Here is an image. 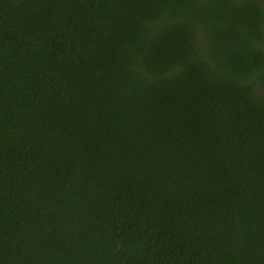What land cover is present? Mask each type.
Segmentation results:
<instances>
[{
    "label": "trees",
    "instance_id": "1",
    "mask_svg": "<svg viewBox=\"0 0 264 264\" xmlns=\"http://www.w3.org/2000/svg\"><path fill=\"white\" fill-rule=\"evenodd\" d=\"M0 264H264V0H0Z\"/></svg>",
    "mask_w": 264,
    "mask_h": 264
}]
</instances>
